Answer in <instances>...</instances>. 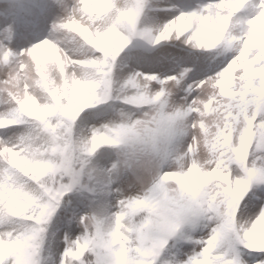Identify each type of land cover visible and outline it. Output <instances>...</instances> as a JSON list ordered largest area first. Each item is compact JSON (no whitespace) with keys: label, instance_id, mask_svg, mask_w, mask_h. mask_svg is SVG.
Returning a JSON list of instances; mask_svg holds the SVG:
<instances>
[{"label":"snow or ice","instance_id":"obj_1","mask_svg":"<svg viewBox=\"0 0 264 264\" xmlns=\"http://www.w3.org/2000/svg\"><path fill=\"white\" fill-rule=\"evenodd\" d=\"M0 264H264V0H8Z\"/></svg>","mask_w":264,"mask_h":264},{"label":"rangeland","instance_id":"obj_2","mask_svg":"<svg viewBox=\"0 0 264 264\" xmlns=\"http://www.w3.org/2000/svg\"><path fill=\"white\" fill-rule=\"evenodd\" d=\"M8 7V0H0V12Z\"/></svg>","mask_w":264,"mask_h":264}]
</instances>
